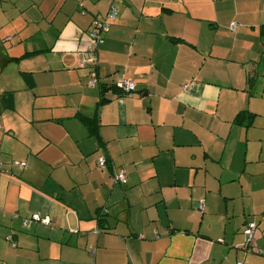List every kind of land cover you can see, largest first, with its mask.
I'll use <instances>...</instances> for the list:
<instances>
[{"label":"crops","instance_id":"obj_1","mask_svg":"<svg viewBox=\"0 0 264 264\" xmlns=\"http://www.w3.org/2000/svg\"><path fill=\"white\" fill-rule=\"evenodd\" d=\"M0 165V264H264V0H0Z\"/></svg>","mask_w":264,"mask_h":264},{"label":"built area","instance_id":"obj_2","mask_svg":"<svg viewBox=\"0 0 264 264\" xmlns=\"http://www.w3.org/2000/svg\"><path fill=\"white\" fill-rule=\"evenodd\" d=\"M117 15H118V8L116 7V5H113L111 7V10L108 16L104 18V20L102 19V17H100L99 19L93 22L94 29L91 33L93 45L89 47V50H93V48L96 49L99 45H102L105 42L106 36L111 30L110 21L115 20ZM231 28L233 32L237 31V25L235 23L232 24ZM97 70H98V62L95 61L94 64L92 65V68H90V71L92 74V82L95 85L100 83ZM119 85H120V88L129 95H133V93L136 90L134 83L125 78L121 80ZM98 164L102 169L107 167V161H106L105 156H101L98 158ZM0 168H1V165H0ZM113 182L115 185L126 184L127 183L126 172L124 170L113 171ZM204 207H205V200L203 199L198 205L199 211L203 212ZM52 223H53V218L51 216H42L40 214H32L29 218L25 220L24 227L30 228L32 224L49 226ZM257 229H258V225L256 223L250 222L247 224L244 230V236H245L244 246L246 248H248L255 240ZM94 233L98 234L99 230H96ZM91 252L92 254H95L94 246L91 247ZM238 264H244V262H238Z\"/></svg>","mask_w":264,"mask_h":264},{"label":"trees","instance_id":"obj_3","mask_svg":"<svg viewBox=\"0 0 264 264\" xmlns=\"http://www.w3.org/2000/svg\"><path fill=\"white\" fill-rule=\"evenodd\" d=\"M110 10H111V7H110V9H109V11L107 12L106 15H104V16H97V17L94 18V21L97 20V19H99L100 17H102V19L104 20V18H106V17L108 16ZM117 16H118V15H117ZM111 21H113V20H111ZM111 21H110V23H111ZM232 24H233V23H232ZM93 29H94V27H93V25H92L91 30H90V33H92ZM230 29H231V31H232L231 26H230ZM98 165H99V164H98ZM126 184H127V183H126ZM119 185H125V184H119Z\"/></svg>","mask_w":264,"mask_h":264},{"label":"rangeland","instance_id":"obj_4","mask_svg":"<svg viewBox=\"0 0 264 264\" xmlns=\"http://www.w3.org/2000/svg\"><path fill=\"white\" fill-rule=\"evenodd\" d=\"M200 212V211H199ZM201 213L203 214V212L201 211ZM90 252H91V248H90Z\"/></svg>","mask_w":264,"mask_h":264},{"label":"clouds","instance_id":"obj_5","mask_svg":"<svg viewBox=\"0 0 264 264\" xmlns=\"http://www.w3.org/2000/svg\"><path fill=\"white\" fill-rule=\"evenodd\" d=\"M238 264V263H237Z\"/></svg>","mask_w":264,"mask_h":264}]
</instances>
